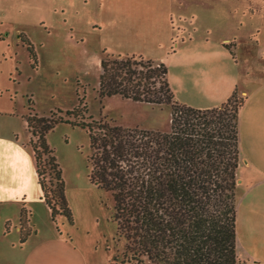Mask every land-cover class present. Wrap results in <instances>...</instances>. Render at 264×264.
<instances>
[{
  "label": "rangeland",
  "instance_id": "374dc122",
  "mask_svg": "<svg viewBox=\"0 0 264 264\" xmlns=\"http://www.w3.org/2000/svg\"><path fill=\"white\" fill-rule=\"evenodd\" d=\"M243 4L239 0H0L3 38L14 51L11 59L10 54L6 56L0 70L4 72L0 80L4 79L6 86V113L0 114V130L4 138L22 148L16 156L20 154V167L26 171L22 173L29 203L30 196L37 195L39 189L32 171L31 134L26 125L30 101L39 116L49 117L52 112L54 118L67 119L66 112L83 100L87 109L77 118L70 117L71 121L108 117L123 127L169 132L173 111L170 105H152L119 95L100 98L104 51L165 62L179 102L192 106L184 101L201 98L189 87L195 81L197 52H212L214 65L208 71L215 76H234L239 87L249 82H243L249 73H254L248 62L259 48L264 79V6L255 14L243 13ZM30 46L35 58L31 57ZM10 67L13 87L7 81ZM238 96L245 95L238 91ZM46 138L63 170L73 222L64 215L53 220L43 203L41 212H36L42 231L60 234L66 228L88 264H129L124 262L125 239L118 232L112 195L89 179L88 131L63 122ZM46 159L43 154L41 178L50 189L52 175ZM39 204L34 207L37 209ZM25 242L20 239L21 245ZM8 259L0 257L3 263Z\"/></svg>",
  "mask_w": 264,
  "mask_h": 264
},
{
  "label": "trees",
  "instance_id": "16d2710c",
  "mask_svg": "<svg viewBox=\"0 0 264 264\" xmlns=\"http://www.w3.org/2000/svg\"><path fill=\"white\" fill-rule=\"evenodd\" d=\"M30 52L35 58L32 46ZM104 52L100 98L119 95L170 105L171 130L123 127L108 117L71 121L70 117L77 118L87 109L83 100L66 112L67 119L54 118L52 112L49 117L39 116L30 101L26 124L42 199L51 209L52 219L64 215L73 222L63 170L46 136L57 124L72 123L89 133V179L112 195L118 232L125 239L124 262L239 264V112L245 97L238 96L235 89L219 107L182 104L171 88L166 63ZM43 154L52 175L50 189L41 178ZM30 219L31 212L23 206L21 242L32 232Z\"/></svg>",
  "mask_w": 264,
  "mask_h": 264
},
{
  "label": "crops",
  "instance_id": "0c3cea01",
  "mask_svg": "<svg viewBox=\"0 0 264 264\" xmlns=\"http://www.w3.org/2000/svg\"><path fill=\"white\" fill-rule=\"evenodd\" d=\"M217 1L224 2L225 0ZM239 1L244 3L243 13L251 11L255 14L264 6V0ZM248 15L252 16V14ZM3 32V26H0V61L3 60L0 62V70L6 56L10 54L11 59L13 55L11 52H14L9 42L6 46L7 40L3 38ZM251 55L248 64L254 73H249L248 78L243 79V82L248 80V83L238 87L237 78L234 76L222 75L221 73L215 76L208 71V69L212 70L214 65V60L211 59L212 52L209 50L201 51L200 54L197 52L194 55L198 59L193 75L195 81L190 83L189 87L201 98L192 99V102H184L195 106V108L208 109L221 106L236 88L245 95V103L239 112L240 162L237 169V255L239 264H264V79L260 73L259 48H256ZM252 66L254 67L252 68ZM11 71L10 67L7 81L8 86L13 87L11 85V77L13 76ZM260 79L263 80L256 81ZM1 80L0 88L3 90L0 89V114H5L6 89L4 88L6 86L4 79ZM191 93L193 92L191 91ZM10 94H12L11 90H8V95L11 97ZM1 125L0 120V129ZM3 134V131L0 130V257L9 259L4 263L0 261V264H88L84 252L74 239L65 232L66 228L61 229L60 234L55 233V231H42L37 223L36 212H41L44 208L43 203L46 205L47 203L42 199L33 149L32 171L39 189L37 195L30 196L31 201L29 203L28 189L24 184L26 177L22 173V170L25 171V169L20 167L22 160L20 154L16 156V151L21 153L22 148L13 140L4 138ZM38 203L40 204L36 209L34 206ZM23 206L31 212L30 226L32 232L25 244L21 245L20 212ZM47 207V213H51L48 205ZM7 225L9 229H7ZM20 257L24 258L21 259Z\"/></svg>",
  "mask_w": 264,
  "mask_h": 264
}]
</instances>
